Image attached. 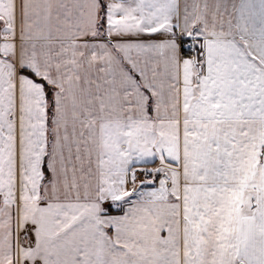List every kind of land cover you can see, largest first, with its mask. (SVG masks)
Listing matches in <instances>:
<instances>
[{
	"label": "snow or ice",
	"instance_id": "1",
	"mask_svg": "<svg viewBox=\"0 0 264 264\" xmlns=\"http://www.w3.org/2000/svg\"><path fill=\"white\" fill-rule=\"evenodd\" d=\"M0 264H264V0H0Z\"/></svg>",
	"mask_w": 264,
	"mask_h": 264
}]
</instances>
